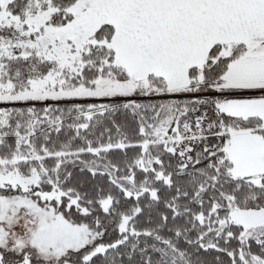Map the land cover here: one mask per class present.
<instances>
[{
  "label": "snow or ice",
  "instance_id": "6c2138e0",
  "mask_svg": "<svg viewBox=\"0 0 264 264\" xmlns=\"http://www.w3.org/2000/svg\"><path fill=\"white\" fill-rule=\"evenodd\" d=\"M0 264H264V0H0Z\"/></svg>",
  "mask_w": 264,
  "mask_h": 264
}]
</instances>
